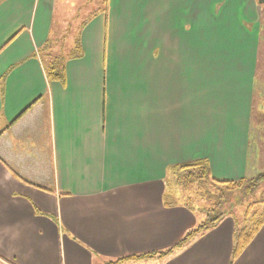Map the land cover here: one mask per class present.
Here are the masks:
<instances>
[{
	"label": "crops",
	"instance_id": "1",
	"mask_svg": "<svg viewBox=\"0 0 264 264\" xmlns=\"http://www.w3.org/2000/svg\"><path fill=\"white\" fill-rule=\"evenodd\" d=\"M105 1L79 22L83 54L62 84L39 58L54 0H0V264L164 251L202 218L165 204L168 166L202 157L218 180L263 169L247 154L259 32L239 23L258 1L216 14L211 0ZM233 232L225 217L164 257L119 264H264V226L234 259Z\"/></svg>",
	"mask_w": 264,
	"mask_h": 264
},
{
	"label": "trees",
	"instance_id": "2",
	"mask_svg": "<svg viewBox=\"0 0 264 264\" xmlns=\"http://www.w3.org/2000/svg\"><path fill=\"white\" fill-rule=\"evenodd\" d=\"M86 22H81L76 29L67 27L61 36L51 35L39 49L40 62L48 81H58L63 84L66 62L69 59L82 56L80 29ZM70 43L71 46H69ZM165 177L168 188L174 190H171L173 195L168 193L169 196L165 197V204L180 203L184 205L202 217L199 224L193 230L187 231L176 244L164 251L123 256L106 264H119L126 260L151 258L156 255L164 257L173 249L183 247L195 236L214 227L225 217H231L235 224L231 252V257L234 259L257 237L264 226V213L258 214L255 209L264 205V198L250 200L264 185V170L252 176L233 180H218L211 176L208 161L204 158H196L189 162L168 166ZM191 193L199 199L195 200L194 198V202L190 198ZM251 195L253 196L250 198ZM238 210L240 213L242 212L241 215L237 213Z\"/></svg>",
	"mask_w": 264,
	"mask_h": 264
},
{
	"label": "rangeland",
	"instance_id": "3",
	"mask_svg": "<svg viewBox=\"0 0 264 264\" xmlns=\"http://www.w3.org/2000/svg\"><path fill=\"white\" fill-rule=\"evenodd\" d=\"M108 1H109L108 4H110L112 0H108ZM211 1L213 3L212 4L213 7H211L213 13L216 14V12L220 8L223 10L224 5L222 4L224 0L215 1V2H213L214 0ZM154 3L155 2L149 4V8L153 7ZM53 4H54V19H53L52 35L54 37L61 36L65 32V29L67 27L76 29L80 21L82 20L84 21L88 19L90 15H93V13H95L99 9L104 10V8L107 7L105 0H54ZM240 9L242 8L240 7ZM254 9L256 11V13L254 12V17L253 16H251V18L249 17L252 20L245 19L246 20L245 21L243 20L244 18H242L241 20L239 19V23L248 24L249 21L250 23H253V27L254 24L256 25L255 27H258V32H259L258 43L256 41L255 44L257 46L256 48L257 57L260 63L258 64L259 77L257 78V81H254L255 86L253 89H251L253 90L252 94L254 96V105L252 108V114H253L251 118L252 123H250V128H249L250 131L249 139L251 144L249 147V151H247L248 152L247 154L251 158L254 157L253 160L250 158L251 159L250 163L258 162L261 168H263L261 169L262 171L264 170V112L260 111L261 109H257V106L260 105L264 106V3L257 2V7H254ZM59 29H61L60 32ZM196 53L202 54L201 49L198 50L196 49ZM226 116L227 115L225 114L223 118H225ZM220 119L223 120L222 118ZM226 120H228V118H226ZM199 158L202 159V157ZM257 172L255 173L253 172L252 175L257 174ZM263 190H264V185H262L260 189L255 193L254 198H251L253 195L250 196L251 198L250 200L254 201L255 198L261 200L262 198H264ZM190 198L192 200H194V198L195 200L199 199L198 197L194 196L193 193H191ZM255 209L257 210L258 214L264 213V205L258 206ZM237 213L241 215L242 212L240 213V211L238 210Z\"/></svg>",
	"mask_w": 264,
	"mask_h": 264
},
{
	"label": "water",
	"instance_id": "4",
	"mask_svg": "<svg viewBox=\"0 0 264 264\" xmlns=\"http://www.w3.org/2000/svg\"><path fill=\"white\" fill-rule=\"evenodd\" d=\"M258 3H264V0H257Z\"/></svg>",
	"mask_w": 264,
	"mask_h": 264
}]
</instances>
